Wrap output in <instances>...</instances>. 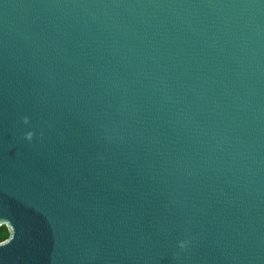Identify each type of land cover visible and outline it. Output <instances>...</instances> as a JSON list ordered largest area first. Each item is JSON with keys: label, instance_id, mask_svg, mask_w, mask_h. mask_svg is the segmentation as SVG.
Wrapping results in <instances>:
<instances>
[{"label": "water", "instance_id": "1", "mask_svg": "<svg viewBox=\"0 0 264 264\" xmlns=\"http://www.w3.org/2000/svg\"><path fill=\"white\" fill-rule=\"evenodd\" d=\"M1 225L0 264H264V0H0Z\"/></svg>", "mask_w": 264, "mask_h": 264}, {"label": "clouds", "instance_id": "2", "mask_svg": "<svg viewBox=\"0 0 264 264\" xmlns=\"http://www.w3.org/2000/svg\"><path fill=\"white\" fill-rule=\"evenodd\" d=\"M23 122L26 124V123L28 122V121H27V118H25ZM32 135H33V134H32L31 132L26 133V135H25V139H26V140H31ZM180 247L183 248V247H184V243H181V244H180Z\"/></svg>", "mask_w": 264, "mask_h": 264}, {"label": "trees", "instance_id": "3", "mask_svg": "<svg viewBox=\"0 0 264 264\" xmlns=\"http://www.w3.org/2000/svg\"><path fill=\"white\" fill-rule=\"evenodd\" d=\"M6 236V230L3 226H0V241Z\"/></svg>", "mask_w": 264, "mask_h": 264}, {"label": "flooded vegetation", "instance_id": "4", "mask_svg": "<svg viewBox=\"0 0 264 264\" xmlns=\"http://www.w3.org/2000/svg\"><path fill=\"white\" fill-rule=\"evenodd\" d=\"M1 226H3V225H1ZM4 227V226H3ZM5 228V227H4ZM5 230H6V236L0 241V242H2V241H4L6 238H7V235H8V232H7V229L5 228Z\"/></svg>", "mask_w": 264, "mask_h": 264}]
</instances>
